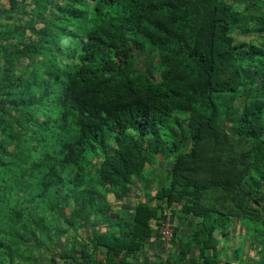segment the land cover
Instances as JSON below:
<instances>
[{"label":"trees","instance_id":"obj_1","mask_svg":"<svg viewBox=\"0 0 264 264\" xmlns=\"http://www.w3.org/2000/svg\"><path fill=\"white\" fill-rule=\"evenodd\" d=\"M0 10V264H59L87 224L122 263L171 213L193 223L191 264H264V0ZM150 174L155 205L127 218ZM237 226L250 237L228 254Z\"/></svg>","mask_w":264,"mask_h":264},{"label":"crops","instance_id":"obj_2","mask_svg":"<svg viewBox=\"0 0 264 264\" xmlns=\"http://www.w3.org/2000/svg\"><path fill=\"white\" fill-rule=\"evenodd\" d=\"M176 224L174 225L176 235L174 234V238L168 247H166V244H164L159 235L154 232L152 237L145 242L140 252L133 256H125V253L122 254V263H120V258H110L103 253V250L96 251L92 246H86L91 240V234L95 229L90 224H87L76 238L68 236L66 242L59 244L57 248L58 251H61L59 255L60 253H69L70 256L68 258H60L58 256L57 261L59 264H191L196 250L192 248L190 254L187 256L182 255V250L188 241L193 223L181 219L177 220ZM225 244L227 243L223 242L222 247H225ZM83 249L88 250L89 253L83 256Z\"/></svg>","mask_w":264,"mask_h":264},{"label":"rangeland","instance_id":"obj_3","mask_svg":"<svg viewBox=\"0 0 264 264\" xmlns=\"http://www.w3.org/2000/svg\"><path fill=\"white\" fill-rule=\"evenodd\" d=\"M2 4L5 5V3H7V0H1ZM3 11L0 10V22L3 19ZM154 58V59H153ZM152 58V60L154 62L157 61V56L154 55V57ZM156 79L160 80V75L159 73L156 75ZM242 146V145H241ZM243 148H245V146H242ZM169 165L167 162H165L162 159H157L154 163H153V169H155V171H159V172H164L165 169L169 168ZM149 183V186L146 187V185ZM156 185L154 182V177L152 176V174H150V176L147 178L146 182H142L139 187H135L133 188L130 196L124 200V202H122L120 204L121 209L125 212L126 217L130 218L132 213H133V208L136 204V202L138 201L137 198L140 195H143L142 198H145L148 202L152 203L153 205H155V203L153 202V198L155 195V189H156ZM132 193H134V195H132ZM137 197V198H136ZM109 200L112 201V204L116 201L113 196L111 195ZM119 207V208H120ZM117 208V207H116ZM118 209V208H117ZM176 211H180V207H175L174 208ZM171 213V212H170ZM170 219L174 222V225H177L176 222L177 220H181V218H178V216L176 215H172V213L169 215ZM183 220V219H182ZM175 227V226H174ZM235 233L232 236L231 241H229L228 244H225L224 246L227 247L228 250H230V252H228V254L231 253L232 249L234 248H238V245H242L243 242H241L242 240H244L245 238H249L250 235L248 234V230L243 228L242 226H237L235 228ZM238 231V232H237ZM226 243V242H225Z\"/></svg>","mask_w":264,"mask_h":264},{"label":"built area","instance_id":"obj_4","mask_svg":"<svg viewBox=\"0 0 264 264\" xmlns=\"http://www.w3.org/2000/svg\"><path fill=\"white\" fill-rule=\"evenodd\" d=\"M158 233L160 235L161 240L164 242V244H166V247H168L169 243L173 240L175 234L174 223L169 216L160 220Z\"/></svg>","mask_w":264,"mask_h":264}]
</instances>
